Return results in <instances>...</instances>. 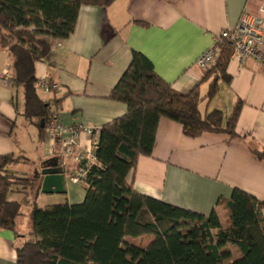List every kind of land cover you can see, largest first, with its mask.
Wrapping results in <instances>:
<instances>
[{
  "label": "crops",
  "instance_id": "crops-1",
  "mask_svg": "<svg viewBox=\"0 0 264 264\" xmlns=\"http://www.w3.org/2000/svg\"><path fill=\"white\" fill-rule=\"evenodd\" d=\"M244 13L260 17L264 29V0H115L106 8L81 6L73 33L52 41L49 58L35 64V84L55 83L59 89L48 94L35 89L36 93L50 104L64 128L80 124L100 129L127 112L126 105L109 96L128 68L132 52H137L175 92L185 94L198 86L201 115L219 110L227 118L241 102L236 138L224 133L189 138L178 123L160 119L151 156L139 157L128 176L138 193L204 216L214 210L223 227H228L218 202L229 199L235 188L264 202V163L251 152L264 149V65L252 59L239 64L231 58L226 68L230 82L220 81L208 101L204 97L212 77L200 82L205 71L197 67V60L213 38L235 28ZM10 71L11 63L0 50V75L8 79L0 81V158H20L7 170L36 181L43 163L57 161L66 177L64 194L35 197L36 191H31L14 201L40 209L82 203L83 186L69 179L75 164L62 157L53 138L48 134L40 138L38 129L25 119L22 91L9 83ZM63 137L70 135L66 132ZM90 149L89 136L80 132L75 153ZM32 166L37 168L34 175L24 172ZM29 214L21 213L16 219L19 236L30 228ZM142 238L146 239L142 245L135 242ZM137 239L127 241L143 248L153 237ZM15 243L12 231L0 230V264H15Z\"/></svg>",
  "mask_w": 264,
  "mask_h": 264
},
{
  "label": "trees",
  "instance_id": "trees-1",
  "mask_svg": "<svg viewBox=\"0 0 264 264\" xmlns=\"http://www.w3.org/2000/svg\"><path fill=\"white\" fill-rule=\"evenodd\" d=\"M114 1L0 0V50L11 63L9 83L21 89L23 116L40 138L55 118L34 88L35 64L49 58L52 41L73 33L81 6L106 8ZM231 52L223 44L201 78L202 83L212 77L204 97L208 101L220 81L230 82ZM109 99L126 105L127 112L99 129L95 162L80 182L83 202L32 207L30 228L22 236L15 230L21 205L8 196L36 191L38 182L7 170L20 158H0V230L15 235V264H264V202L235 188L229 199L218 202L228 226L223 227L214 210L204 216L175 207L138 193L128 182L138 158L151 156L160 119L178 123L189 138L203 133L236 138L241 102L227 118L219 110L201 115L198 86L175 92L137 52ZM251 152L264 163V149ZM144 236L153 239L143 248L127 241Z\"/></svg>",
  "mask_w": 264,
  "mask_h": 264
},
{
  "label": "built area",
  "instance_id": "built-area-1",
  "mask_svg": "<svg viewBox=\"0 0 264 264\" xmlns=\"http://www.w3.org/2000/svg\"><path fill=\"white\" fill-rule=\"evenodd\" d=\"M223 44H227L232 49L230 57L239 64L246 59H252L264 65L263 20L244 13L235 28L224 29L213 38L211 46L198 58L197 67L203 71L213 67ZM0 81L8 82L5 74L0 75ZM34 88L45 94L59 89L57 84L49 82H39ZM66 132L70 137H63ZM80 132L86 133L91 142V149L84 154L75 153L76 139ZM98 133L99 129L83 127L80 124L64 128L56 119L50 121L48 125L47 134L58 144L62 157L71 159L75 164L74 174L69 178L74 184H80L81 178L85 176L86 167L95 162L94 150Z\"/></svg>",
  "mask_w": 264,
  "mask_h": 264
},
{
  "label": "water",
  "instance_id": "water-1",
  "mask_svg": "<svg viewBox=\"0 0 264 264\" xmlns=\"http://www.w3.org/2000/svg\"><path fill=\"white\" fill-rule=\"evenodd\" d=\"M38 186L35 197L39 194H64L66 186V177L59 167L57 161L50 164L45 162L41 165L38 175Z\"/></svg>",
  "mask_w": 264,
  "mask_h": 264
},
{
  "label": "rangeland",
  "instance_id": "rangeland-1",
  "mask_svg": "<svg viewBox=\"0 0 264 264\" xmlns=\"http://www.w3.org/2000/svg\"><path fill=\"white\" fill-rule=\"evenodd\" d=\"M211 69V68H210ZM37 170V168L35 166H32V167H29V169H27V167L24 169V172H28V173H32V175H34L33 173H35V171ZM19 176H22V174H19ZM78 186H81L80 184H78ZM9 200H12L14 201L15 198H22L21 195L19 194H16V193H10L9 196H8ZM29 209V210H28ZM32 208H29V204L27 203H22L21 202V213H24L25 215H27V213H30ZM28 217L26 216L25 219H26V224H27V219ZM26 228H27V225H26ZM28 231V230H27ZM140 242L139 244L142 245V242H145L146 239L145 238H142L141 240H136L135 242Z\"/></svg>",
  "mask_w": 264,
  "mask_h": 264
}]
</instances>
